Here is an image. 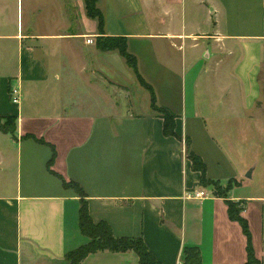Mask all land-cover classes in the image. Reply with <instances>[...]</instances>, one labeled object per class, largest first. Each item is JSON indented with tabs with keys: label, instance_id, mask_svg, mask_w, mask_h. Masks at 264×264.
Wrapping results in <instances>:
<instances>
[{
	"label": "crops",
	"instance_id": "crops-1",
	"mask_svg": "<svg viewBox=\"0 0 264 264\" xmlns=\"http://www.w3.org/2000/svg\"><path fill=\"white\" fill-rule=\"evenodd\" d=\"M73 1L0 0V116L16 117L14 135L0 131V264H67L65 253L88 240L78 225L80 195L59 175L82 188L94 222L106 221L115 236L141 237L161 264H182L185 246L199 248L202 264H244L247 239L226 200L246 199L241 215L264 264V192L244 190L256 142L214 126L256 115L264 0L97 1L103 35L126 38L156 104L176 114V136L163 134L125 58L98 48L84 0H75L76 30L66 19ZM203 131L209 135H196ZM186 137L208 180L237 183L226 196L200 183ZM193 189L205 196L194 198ZM79 264L139 259L103 250Z\"/></svg>",
	"mask_w": 264,
	"mask_h": 264
},
{
	"label": "trees",
	"instance_id": "trees-1",
	"mask_svg": "<svg viewBox=\"0 0 264 264\" xmlns=\"http://www.w3.org/2000/svg\"><path fill=\"white\" fill-rule=\"evenodd\" d=\"M98 0H84L85 10L88 17L96 19L97 28L100 36L96 38V45L101 50H117L126 60L127 64L134 71L138 81L142 86H144L150 93V106L154 113H157L162 118L163 126L162 131L166 136H176L175 131V119L176 114L170 111L168 108L159 106L156 104V98L152 89V86L147 83L143 77L139 74L137 70V60L136 57L130 53L127 49V41L125 37L117 36H104L103 26L104 17L101 10L97 7ZM16 130V117L0 116V131L3 133L15 134ZM23 138H33L38 142L46 143L42 138H36L32 134H25ZM186 154L191 161L194 170L200 172V183L203 185H209L210 180L206 178V166L202 158L190 149L189 138L186 137ZM52 156L48 160L47 166L50 172V166L53 162L55 151L52 145ZM55 174V173H54ZM57 175V174H56ZM58 176V175H57ZM63 186L74 188L80 195V206H79V218L78 225L80 232L87 237V241L84 244L68 251L65 253V259L67 264H79L87 255L95 253L98 251L108 250L111 252H125L133 251L136 253L139 259V264H161L156 260L154 255L150 252L146 244L141 237H128V236H115L112 232L110 225L104 221L100 220L94 222L88 211L87 202L84 198V191L82 188L72 180H66L59 175ZM230 189V188H229ZM228 189V190H229ZM227 190V191H228ZM217 196H226V194H218L213 191ZM227 193V192H226ZM228 216L231 220L237 221L246 236L247 239V258L244 264H262L260 259L255 256L251 232L248 226L247 220L241 215V211L244 205L237 207L236 202L226 200ZM182 264H202L200 250L197 246H185L181 255Z\"/></svg>",
	"mask_w": 264,
	"mask_h": 264
},
{
	"label": "rangeland",
	"instance_id": "rangeland-1",
	"mask_svg": "<svg viewBox=\"0 0 264 264\" xmlns=\"http://www.w3.org/2000/svg\"><path fill=\"white\" fill-rule=\"evenodd\" d=\"M66 19L73 21L74 29L76 28L75 25L77 21L81 18L80 10L78 6H76L75 0L73 1V6H68L66 8ZM67 30H73L72 28ZM76 30V29H75ZM261 74L259 75L258 79L260 82V94L257 99V110L256 115L254 118L252 117L251 122H243L241 121L235 125H225V124H217L214 126H218L222 128L219 130L221 135H250L248 138L243 137L246 143H253L256 142V149H257V158L254 160L253 157L251 159V163L253 166L255 163V172L250 181L249 186H247L246 190L247 193L252 192L254 194L264 192V60L261 66ZM196 135H209L205 131L203 133H197ZM215 135H220L216 133ZM249 162V163H250ZM249 173V172H248ZM214 192L222 195L226 194L227 190L237 183L234 180H228L225 184H221L219 181H212L209 183ZM236 202L237 207H241L246 204V199H239ZM67 261V260H66Z\"/></svg>",
	"mask_w": 264,
	"mask_h": 264
},
{
	"label": "built area",
	"instance_id": "built-area-1",
	"mask_svg": "<svg viewBox=\"0 0 264 264\" xmlns=\"http://www.w3.org/2000/svg\"><path fill=\"white\" fill-rule=\"evenodd\" d=\"M86 42L87 43H92L93 41H92V39L90 37H88ZM9 95H10V98H11L12 102H14V103H18L19 102V90H18V88H15V87L10 88ZM189 194L191 196H193L194 198H200V197L205 196L204 191L195 190V189L189 191Z\"/></svg>",
	"mask_w": 264,
	"mask_h": 264
},
{
	"label": "water",
	"instance_id": "water-1",
	"mask_svg": "<svg viewBox=\"0 0 264 264\" xmlns=\"http://www.w3.org/2000/svg\"><path fill=\"white\" fill-rule=\"evenodd\" d=\"M247 177H249L250 176V173H247V175H246Z\"/></svg>",
	"mask_w": 264,
	"mask_h": 264
}]
</instances>
